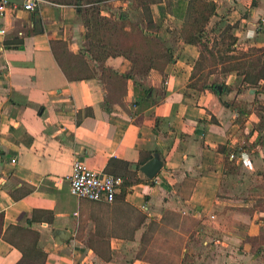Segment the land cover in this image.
Segmentation results:
<instances>
[{
    "label": "crops",
    "instance_id": "1",
    "mask_svg": "<svg viewBox=\"0 0 264 264\" xmlns=\"http://www.w3.org/2000/svg\"><path fill=\"white\" fill-rule=\"evenodd\" d=\"M190 1L158 0L137 22L118 5L173 59L143 75L112 49L92 56L75 6L41 0L28 12L10 0L0 15V264H264V82L233 72L221 96L190 87L201 56L181 37ZM210 1V25L224 20L240 50L264 52V0ZM14 40L24 50L8 49ZM157 154L164 165L150 180L140 169ZM76 161L140 182L113 203L79 200ZM57 230L70 240L58 245Z\"/></svg>",
    "mask_w": 264,
    "mask_h": 264
},
{
    "label": "trees",
    "instance_id": "2",
    "mask_svg": "<svg viewBox=\"0 0 264 264\" xmlns=\"http://www.w3.org/2000/svg\"><path fill=\"white\" fill-rule=\"evenodd\" d=\"M119 0H76L74 5L80 13L83 22L88 29L87 39L95 42L97 45L96 54L92 51V56L97 57L99 53L103 54L107 50L112 49L115 54H122L133 60L135 66L139 68L140 74H145L147 68L159 67L166 65L173 59L164 53L165 46L157 37L146 35L139 23L130 20L126 11L119 13H111L109 16L103 15L104 4ZM136 1V0H134ZM171 2L172 0H166ZM137 6H142L149 10L151 6L158 3V0H138ZM69 5V4H67ZM217 15V5L210 0H191L189 5L188 16L182 27L181 37L185 44L195 45L200 48L201 56L196 63L191 88L202 91L211 90L217 96H221L225 92L226 86L220 80L212 81V83L198 87V77L203 74L204 49L210 51V56L214 60V67L222 66V73L226 76L236 72L242 77L245 83L251 85H259L264 82V52L259 49H251L248 52L240 50L237 46L238 40L232 34L233 28L224 20L215 24L210 30L211 33H219L214 39H210V48L205 45L208 37L207 28L211 20ZM146 26L148 29L155 27L150 17H146ZM10 50H24V42L14 40L7 44ZM112 46V47H111ZM100 54V55H101ZM160 54V59L158 58ZM157 58V61L153 59ZM150 65V66H147ZM162 66V67H163ZM210 75H214L211 71ZM221 88V91L219 90ZM264 93V88L262 89ZM123 179V178H122ZM140 181L137 179H123L122 188L126 189ZM3 216H0V225L3 224Z\"/></svg>",
    "mask_w": 264,
    "mask_h": 264
},
{
    "label": "built area",
    "instance_id": "3",
    "mask_svg": "<svg viewBox=\"0 0 264 264\" xmlns=\"http://www.w3.org/2000/svg\"><path fill=\"white\" fill-rule=\"evenodd\" d=\"M41 0H26L24 9L35 12L40 6ZM10 0H0V15H4L9 8ZM5 31H2L4 34ZM235 159L234 153L230 154ZM123 186V179L113 175L101 174L93 171L76 161L70 177V193L79 200L90 202L113 203Z\"/></svg>",
    "mask_w": 264,
    "mask_h": 264
},
{
    "label": "rangeland",
    "instance_id": "4",
    "mask_svg": "<svg viewBox=\"0 0 264 264\" xmlns=\"http://www.w3.org/2000/svg\"><path fill=\"white\" fill-rule=\"evenodd\" d=\"M47 1L53 2V3H58V4H63V5H67V4L74 5L76 2V0H47ZM86 1L87 0H82V2H86ZM122 3L128 4L130 6V10H131L130 14L135 17L136 22L141 19V15H142L141 13H138V11H137L138 8L146 10L142 6H137L139 4L138 0H136V1H134V0H119V1H114V2L110 1L106 4H104L102 8L109 10V11H112V10L114 12L117 11L116 13H119V12H121V8H119L120 6H118V5H121ZM190 3H191V1H190ZM190 3H189V5H190ZM145 15H146V17H148L147 11H145ZM138 16H140V17L138 18ZM213 24H214V22L211 25H209V27L207 28L206 36L208 37V39L206 40L205 45L208 46V48H210V46H212V45H210V39H214L220 33V32H218L215 34L214 33L210 34V30H212L215 26ZM204 55H205L204 59H206V61L203 62L205 70L203 71V74H201L198 77L199 82L197 83V86L200 87V86L204 85L205 83L210 84V83H212V81H215L217 79L224 82L223 80L225 79L226 76L222 73V66L214 67V60L211 58L210 51L207 48L204 49ZM211 71H214V75H210Z\"/></svg>",
    "mask_w": 264,
    "mask_h": 264
},
{
    "label": "water",
    "instance_id": "5",
    "mask_svg": "<svg viewBox=\"0 0 264 264\" xmlns=\"http://www.w3.org/2000/svg\"><path fill=\"white\" fill-rule=\"evenodd\" d=\"M221 91V88L219 89ZM163 161L160 157V155H155L154 158L149 161L146 165L141 167L140 171L150 180H153L156 178V176L159 174V172L163 168ZM71 238V235L64 230H57L55 232V241L58 245H63L67 241H69Z\"/></svg>",
    "mask_w": 264,
    "mask_h": 264
}]
</instances>
